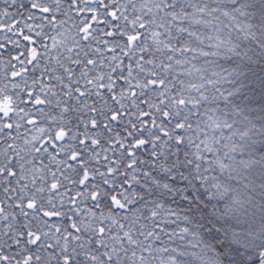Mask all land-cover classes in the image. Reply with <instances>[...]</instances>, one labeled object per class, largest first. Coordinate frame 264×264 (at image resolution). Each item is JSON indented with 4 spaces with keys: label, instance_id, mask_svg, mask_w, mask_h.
<instances>
[{
    "label": "snow or ice",
    "instance_id": "obj_1",
    "mask_svg": "<svg viewBox=\"0 0 264 264\" xmlns=\"http://www.w3.org/2000/svg\"><path fill=\"white\" fill-rule=\"evenodd\" d=\"M253 17L249 0H0V264H222L165 197L190 169L229 212L249 202L264 123L225 62L264 50Z\"/></svg>",
    "mask_w": 264,
    "mask_h": 264
},
{
    "label": "trees",
    "instance_id": "obj_2",
    "mask_svg": "<svg viewBox=\"0 0 264 264\" xmlns=\"http://www.w3.org/2000/svg\"><path fill=\"white\" fill-rule=\"evenodd\" d=\"M254 21L264 24V0H249ZM249 58L232 57L225 63L238 67L233 104L243 108L257 124L264 123V50L252 45ZM257 155L264 153V142L253 145ZM187 178L177 175L171 182L182 191L166 195L167 202L180 208L198 227L205 241L219 254L222 264H257L256 247H264V165H257L249 175L253 187L249 202L239 211L229 212L227 200L212 198L208 191L184 169ZM242 182L237 181L239 186ZM251 257V258H250Z\"/></svg>",
    "mask_w": 264,
    "mask_h": 264
}]
</instances>
